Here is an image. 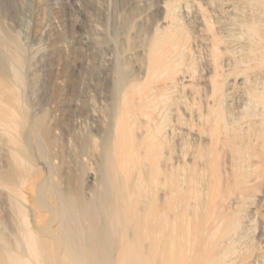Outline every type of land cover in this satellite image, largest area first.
<instances>
[{
  "label": "bare ground",
  "instance_id": "bare-ground-1",
  "mask_svg": "<svg viewBox=\"0 0 264 264\" xmlns=\"http://www.w3.org/2000/svg\"><path fill=\"white\" fill-rule=\"evenodd\" d=\"M183 1L164 2L145 42L143 79L127 80L116 64L99 189L91 198L58 193L60 208L45 207L55 230L34 227L22 203L43 187L19 140L23 58L0 26V143L10 168L0 172V195L8 192L15 231L8 242L0 230V264H264V222L257 239L252 227L254 206L264 205V79L250 76V56L240 57L258 52L264 68V21H241L243 44L229 51L199 5L192 37L181 25ZM246 2L264 18V0ZM196 44L208 52L203 94ZM186 90L193 97L183 102Z\"/></svg>",
  "mask_w": 264,
  "mask_h": 264
},
{
  "label": "rangeland",
  "instance_id": "rangeland-1",
  "mask_svg": "<svg viewBox=\"0 0 264 264\" xmlns=\"http://www.w3.org/2000/svg\"><path fill=\"white\" fill-rule=\"evenodd\" d=\"M165 1L0 0V26L15 37L23 58L24 107L19 109L23 117L19 140L24 143L22 150H28L31 157L36 189L43 187L42 196L25 193L27 201H22L34 227L52 223L51 228H57L46 208H60L58 193L91 198L99 189L100 148L113 122L116 64L120 63L127 80L143 79L145 42L164 19ZM182 5L191 13L182 9L181 25L193 38L200 35L192 13V8L199 5L209 11L214 31L231 41L223 45L230 47L229 51L243 44L241 21L252 15L264 21L257 16L259 9L249 7L246 0H209L207 5L201 0H184ZM259 30L264 33L263 22ZM195 49L203 58L197 69L203 94L204 79L209 76L208 52L199 45ZM256 53L244 52L240 57L250 56V76L264 79ZM186 91L183 102L193 97L190 90ZM5 148L0 143V172L7 173L10 168ZM6 194L0 195V230L11 242L15 231ZM254 208L258 215H252V227L257 239V229L264 222V205ZM254 208L247 207V214Z\"/></svg>",
  "mask_w": 264,
  "mask_h": 264
}]
</instances>
